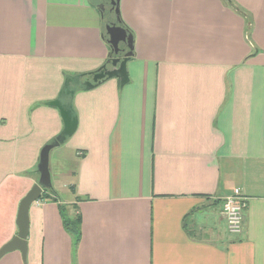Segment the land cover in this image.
Here are the masks:
<instances>
[{
    "label": "crops",
    "instance_id": "obj_1",
    "mask_svg": "<svg viewBox=\"0 0 264 264\" xmlns=\"http://www.w3.org/2000/svg\"><path fill=\"white\" fill-rule=\"evenodd\" d=\"M95 1L0 0V248L63 129L48 103L67 76L108 58ZM118 8L133 36L128 82L74 93L77 128L53 162L69 163L51 178L57 203L31 205L25 262L15 251L0 264H264V0ZM236 188L240 234L221 214ZM58 205L80 216L76 245Z\"/></svg>",
    "mask_w": 264,
    "mask_h": 264
},
{
    "label": "water",
    "instance_id": "obj_2",
    "mask_svg": "<svg viewBox=\"0 0 264 264\" xmlns=\"http://www.w3.org/2000/svg\"><path fill=\"white\" fill-rule=\"evenodd\" d=\"M95 1V0H94ZM104 2V3H103ZM101 15L108 20L111 14L117 18L119 16V0L95 1ZM104 41L109 46L114 57L110 60L111 68L99 69L95 74L90 75L82 84L86 90L92 89L102 83L104 80L117 78L120 86L128 82L126 64L133 56V37L128 34L121 26L106 23ZM49 106L59 111L63 129L61 133L52 142L43 146L39 154L37 172L39 179L36 184L20 200L16 216V235L0 248V259L5 255L18 251L23 262L26 260L27 238L29 231V209L32 204L39 201L45 190L52 189L51 177L49 171V154L54 148L64 144L76 131L77 120L66 110L59 100L48 103Z\"/></svg>",
    "mask_w": 264,
    "mask_h": 264
},
{
    "label": "trees",
    "instance_id": "obj_3",
    "mask_svg": "<svg viewBox=\"0 0 264 264\" xmlns=\"http://www.w3.org/2000/svg\"><path fill=\"white\" fill-rule=\"evenodd\" d=\"M117 22H118V26H121L128 34L132 35L131 30H129L125 26V24L122 22L120 16H118ZM113 57H114V55L109 48L108 58L99 69H102V68L110 69L111 68L110 60ZM99 69H97L96 71L91 72V73L82 74V75L67 76L65 78L64 84L62 86V89L60 91V94H59L57 100L60 101L61 105L66 110H68L73 117H76V114L74 112L73 105H72V99H73L74 93H76L78 91L86 90L84 85L82 84V82H83L82 80L84 78H88L92 74H95ZM54 195H55V193H54L53 189L45 190L39 200L53 201V202L57 203V198ZM58 209L60 210L63 227L66 230V232L70 235L72 241L74 242V245H76L80 239V216L79 215H75L73 217L66 216L65 214H63V206H61V205H58Z\"/></svg>",
    "mask_w": 264,
    "mask_h": 264
},
{
    "label": "built area",
    "instance_id": "obj_4",
    "mask_svg": "<svg viewBox=\"0 0 264 264\" xmlns=\"http://www.w3.org/2000/svg\"><path fill=\"white\" fill-rule=\"evenodd\" d=\"M246 206V199L239 188L234 189L231 195L223 199L221 214L225 219L228 232L233 234L242 232Z\"/></svg>",
    "mask_w": 264,
    "mask_h": 264
},
{
    "label": "rangeland",
    "instance_id": "obj_5",
    "mask_svg": "<svg viewBox=\"0 0 264 264\" xmlns=\"http://www.w3.org/2000/svg\"><path fill=\"white\" fill-rule=\"evenodd\" d=\"M104 3V2H103ZM115 19H116V16L114 14H111L108 18V21H110V23L114 24L115 22ZM106 19L104 18V33L106 31V23H105ZM58 150L60 149H57V148H54L53 150H51L50 154H49V171H50V177L52 179H55V176L54 175H61V174H64L67 170V168L69 167V163L65 160V156L62 157V162H61V165L60 167L56 170L54 165H53V162H54V156L55 154L57 155L58 154ZM60 179V178H59ZM60 182L62 184H65L66 186V181L63 180V177L60 179ZM61 187V186H60ZM61 190H66L64 188H59ZM61 196V199H65V195L62 193V194H59Z\"/></svg>",
    "mask_w": 264,
    "mask_h": 264
},
{
    "label": "flooded vegetation",
    "instance_id": "obj_6",
    "mask_svg": "<svg viewBox=\"0 0 264 264\" xmlns=\"http://www.w3.org/2000/svg\"><path fill=\"white\" fill-rule=\"evenodd\" d=\"M98 1L100 2L101 0H98ZM105 23H110V21L106 20ZM110 24H112V23H110ZM112 25H116V26H118V22H117V20H115L114 24H112Z\"/></svg>",
    "mask_w": 264,
    "mask_h": 264
}]
</instances>
